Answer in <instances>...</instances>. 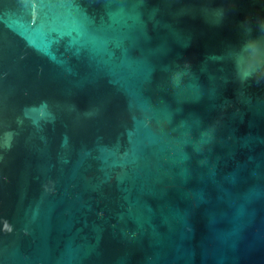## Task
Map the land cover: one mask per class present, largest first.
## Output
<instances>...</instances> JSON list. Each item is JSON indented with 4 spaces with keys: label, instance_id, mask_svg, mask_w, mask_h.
Instances as JSON below:
<instances>
[{
    "label": "water",
    "instance_id": "95a60500",
    "mask_svg": "<svg viewBox=\"0 0 264 264\" xmlns=\"http://www.w3.org/2000/svg\"><path fill=\"white\" fill-rule=\"evenodd\" d=\"M0 264H264V0H0Z\"/></svg>",
    "mask_w": 264,
    "mask_h": 264
}]
</instances>
